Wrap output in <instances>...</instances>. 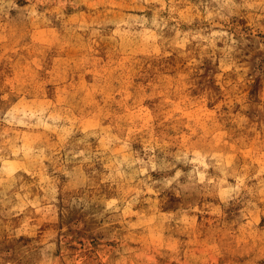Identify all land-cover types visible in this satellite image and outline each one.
Listing matches in <instances>:
<instances>
[{
    "label": "rangeland",
    "instance_id": "obj_1",
    "mask_svg": "<svg viewBox=\"0 0 264 264\" xmlns=\"http://www.w3.org/2000/svg\"><path fill=\"white\" fill-rule=\"evenodd\" d=\"M0 264H264V0H0Z\"/></svg>",
    "mask_w": 264,
    "mask_h": 264
}]
</instances>
